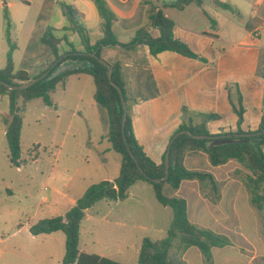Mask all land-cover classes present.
Instances as JSON below:
<instances>
[{"label":"rangeland","instance_id":"rangeland-1","mask_svg":"<svg viewBox=\"0 0 264 264\" xmlns=\"http://www.w3.org/2000/svg\"><path fill=\"white\" fill-rule=\"evenodd\" d=\"M53 1L0 0V61L4 60L5 48L8 47L3 17L5 6L10 21L11 42L20 45L22 38L31 37L23 63L36 64L44 61V52L51 55L49 49L40 43V34L43 31L40 28L51 14ZM224 1L230 2V0ZM203 3L205 7L218 9L214 6L213 0H203ZM58 5L60 6L61 3ZM62 10L65 13V9ZM59 13V10L55 11L51 17L52 22L56 21ZM221 13L227 18L232 17L233 22L240 25L237 22L241 18L237 14L233 13L234 15L230 16L226 12ZM195 24L200 26L199 22ZM148 28L153 36L154 33H151L153 29ZM221 30L223 31V24ZM209 32H212L211 28ZM56 34L59 35L60 32L57 31ZM75 37L73 36V42L77 44ZM229 40L228 42H234L232 36ZM224 45L230 53L225 55L221 53L219 58L214 57V66L204 72H198V69L191 67L186 71L177 69L174 71L175 80L169 85L159 78L157 87L139 86L141 81L150 80L148 73L142 67L135 66L134 69H130L131 72L126 73L142 96L153 90L163 94L157 113L151 116L152 126L157 127L166 115L170 116L171 121L174 118L178 121L177 115H180V118L185 119L182 122L189 120L196 123L205 122L207 129L211 131L216 127L221 130L231 127L234 114L225 100L226 87L231 86L230 96L233 101L236 99V87L241 96L243 94L245 96L243 105L245 124L256 127L260 117L262 91H264V78H262L264 48L260 50V63L253 74L242 65L232 64L230 57L235 56L237 48L229 44ZM21 51L20 48L16 52V61V55L19 57ZM117 51H120L119 48ZM130 53L126 54L127 60H131ZM99 58L108 64L113 62L111 58L103 59V53L99 54ZM227 61H230V64H227ZM83 77L86 79L84 83L70 85L72 96L65 99L63 108L59 107L61 98L58 89L50 94L52 106L44 105L40 98L32 99L25 104L20 132V160L23 162L19 167L9 164L5 137L0 140V239H2L0 251L3 250L0 254V264H59L58 256L63 250V245L51 237L46 238L48 240L44 244L43 235L34 240L27 230V225L35 220L58 214L61 208L71 206L67 199L60 198V194H56L54 196L56 198L53 199L51 186L66 194L67 198L75 200L89 185L106 177L114 179L118 175L120 157L106 140L105 111L94 101L92 78L89 75ZM210 77H215L216 81L222 83V95L215 103L210 102L207 96L210 94L216 96V89L210 87L203 89L198 83L203 80L208 81ZM191 85H194V88ZM188 87L190 92L187 91ZM70 100L76 102L77 106L69 107L67 102ZM213 112L219 114L220 118L206 120L205 117ZM185 166L188 169L210 170L220 176L231 175L239 178L236 171L239 166L234 161L227 162L217 170L208 164L205 156L189 154ZM128 191L130 196L126 197L127 199L121 201L102 199L87 209L79 225L78 248L81 251L123 264H137V255L128 248L130 243H126L130 237H133L129 235V231L133 235L142 234L152 240L165 236L168 229L167 219L171 217L172 210L157 202L147 182H138L133 188H128ZM171 191L173 192V189L165 184L163 193L170 196ZM43 197L49 198L48 204L54 200L59 201L50 208V210L55 209L54 212L49 213L45 210ZM241 211L243 214L238 217V231L250 238L255 234L248 225L253 215L247 211V208ZM256 213L259 227L255 239L264 242V218L259 211L256 210ZM257 249L261 250V247ZM14 252L17 257L12 255ZM226 252L237 264H264L262 256L251 260V251L248 248L237 254L232 250Z\"/></svg>","mask_w":264,"mask_h":264},{"label":"trees","instance_id":"trees-1","mask_svg":"<svg viewBox=\"0 0 264 264\" xmlns=\"http://www.w3.org/2000/svg\"><path fill=\"white\" fill-rule=\"evenodd\" d=\"M94 3L99 18L102 36L95 43L90 44L86 31L80 25L74 27L80 38L85 54H80L65 35L57 37L51 27H46L40 36V43L51 52L54 61L59 62L50 69L49 73L39 81L22 90H10L0 84V94L8 98V117L5 123V141L8 150V162L11 166L19 167L20 160V132L22 114L25 104L35 98H40L44 105L52 106L50 94L59 83H63L70 75H89L94 84L93 98L95 103L105 111L107 120L106 140L111 149L120 157L118 175L111 181L102 180L89 185L83 194L75 201L63 215L42 218L29 226V233L33 236L49 234L60 231L64 235V254L61 264H123L121 262L99 256L94 253L80 251L78 248L79 225L84 218L85 211L99 200L107 199L121 201L127 197L128 188L137 181L147 182L154 193L157 202L172 210V220L163 238L151 240L144 237L139 245L137 264H185L182 255L190 247H195L200 252L204 262L211 264V249L231 245V241L223 234L210 229L201 228L192 224L188 219L187 205L181 197H169L163 193L164 185L176 190L184 180H196L199 184L207 186L212 192L217 191V183L211 173L187 169L184 158L190 152L201 151L205 153L211 166L224 165L229 161L237 163L239 179L250 195L251 205L261 213L264 218V93H262L261 116L255 130L244 131L241 124L244 119L242 96L236 87V99L230 96L231 86H227V98L233 113L236 116V130L220 134H211L205 122L193 124L190 121L182 122L177 131L188 130L193 135L206 136V139H194L186 134L176 136L169 146L168 176L158 183L150 179H161L164 176V155L160 164L154 163L146 156L141 146L137 143L131 127L130 99L125 92V84L121 78L120 64H108L111 67V80L121 90L126 103L127 114L124 124V143L120 123L122 108L120 97L116 89L109 83L106 73L107 66L87 53L94 52L99 58V50L103 46H118L133 48L138 44L148 47L149 53L156 56L162 51H172L182 56L200 59L190 50L184 42L173 36V21L164 16L161 10L155 11L156 6L151 5L148 14V25L136 30L128 43H119L112 32V24L116 20L114 13L108 8L105 0H90ZM200 4L201 0H180L177 6L187 3ZM218 7L230 8L227 4L214 0ZM5 22V40L7 51L5 65L0 68V80L9 85H19L41 75L46 69L36 75H30L23 70H15L12 52L15 45L9 36L10 21L6 6L3 9ZM75 24V21H72ZM156 28L159 35L153 37L147 28ZM70 29L63 27V31ZM64 41L68 45L64 56L58 52V45ZM62 57V58H61ZM72 63L73 66L48 78L51 71L58 65ZM264 78V75H262ZM206 120H217L219 115L209 114ZM134 156L139 171L129 152Z\"/></svg>","mask_w":264,"mask_h":264},{"label":"crops","instance_id":"crops-1","mask_svg":"<svg viewBox=\"0 0 264 264\" xmlns=\"http://www.w3.org/2000/svg\"><path fill=\"white\" fill-rule=\"evenodd\" d=\"M105 1L108 8L114 13L116 17V20L112 24V32L119 43H128L134 36L136 30L148 25V14L150 6L155 5V11L161 10L164 16L170 18L173 21V36L187 44L191 51L205 60L202 61L199 58H188L172 51H162L156 56H152L149 53L148 47L143 44H138L133 48L103 46L99 50V54L103 53V59L111 58L113 61L111 64H120L121 78L125 84V92L127 93L126 95L131 101L129 112L131 117L132 132L137 143L141 146L146 156L149 157L150 160H152L154 163L160 164L167 149L170 138L182 124V121H184L185 119L180 118V115H177L178 121L175 118L173 119V121H171L170 116L166 115L157 127L152 126L150 124L151 116L154 113H157L160 102L163 98V94H159L156 90H153L146 96H142L136 90L134 84H132L133 82L130 81L126 73L131 72L130 69H134L135 66L142 67L143 70L148 73L147 76L148 78H150V80L148 79V82L141 81L139 83V86L157 87L159 78L162 80V82L169 85L170 82L175 80L174 71L177 69L186 71L187 68L191 67L193 69H198V72H204L211 66H214V57L219 58L221 53L223 55L230 53V51H228L224 45L229 44L233 48H237L235 56L233 58L230 57L232 64H235L236 66L242 65L248 71H251L253 74H255L256 69H258L260 63V50L264 48V0H230V2L218 0L219 2L227 4L230 7L227 9L216 6L214 0L213 4L218 9L205 7L203 0H201L200 4L190 2L181 7L177 6V3L180 0ZM53 2L54 3L52 6V10L50 12L51 14H49L50 16L47 17V22H45L42 28H40L43 29L40 36L42 35L46 27L49 26L52 28L54 35H56L57 37H62L63 35H65L67 41L71 43L78 52H83V48L78 33L76 32V30L71 29L72 26L76 27L80 25L81 27H83L86 31L90 44L95 43L101 38V20L92 1L54 0ZM58 3H61V5L59 6ZM62 8L65 9V13L63 12ZM56 10H59L60 13L56 21L52 22L51 17ZM219 10H221V12L230 14V16H233V13L237 14V16L241 18L237 22L240 25L234 23L232 17H225ZM73 20L75 21V24L72 22ZM197 22L200 23V26H196L195 23ZM222 24L223 31L221 30ZM63 27H69L70 29L63 31ZM210 28L212 29V32H209ZM151 29H153L151 31V33H154L153 37H157L159 35L158 30L156 28ZM147 30L150 34V29L147 28ZM57 31L60 32L59 35L56 34ZM73 36H76L75 38L78 42L77 44H74ZM231 36L233 37L234 42H228L230 41L229 37ZM30 40L31 37L22 38L20 45L17 43H13L15 45V49L12 52V60L15 70H23L30 75H36L44 69L47 70L50 65L54 63V59L52 54L50 55L44 52V61L36 64H28L27 62L23 63L24 54L30 46ZM20 48L22 49V51L19 57L18 55H16V61L15 54ZM118 48L120 51H117ZM67 49L68 45L64 41H61L58 45V52L62 55V57L64 56V53L65 51H67ZM6 51L7 47L5 48V54ZM127 52H131V60H127ZM218 52L219 54H217ZM227 64H230V61H227ZM4 65L5 58L4 60L0 61V68H2ZM85 75L86 74L70 75L65 79L63 83H59L56 85L54 91L57 89L60 90V108L64 107L65 99L72 96V87H70V85L76 86V83H84L86 79H83V76ZM198 83L203 89H206L208 87L216 89V96H214L213 94L207 96L210 102L215 103V101L219 99V96L222 95V83L221 81H216L215 77H210L208 81L203 80L199 81ZM191 87L194 88V85H191ZM187 91H191L190 87H188ZM262 93H264V91H262ZM242 99V103L244 105V94L242 95ZM225 100L231 108L227 98V94L225 95ZM67 104L69 107L77 106L76 102H73L72 100L67 102ZM259 109L261 116V107ZM162 110L164 111L165 109ZM8 111V98L6 95L0 94V140L1 138H4V119L8 117ZM210 114L217 113L213 112ZM189 121L192 122V120ZM192 123L195 124L196 122ZM258 123L254 128L245 124L244 111V119L241 124L242 130H255L258 126ZM235 130L236 116L234 114L233 125L231 127L223 130H221L219 127H216L215 130H209V132L211 134H220L228 131L233 132ZM149 153L153 154L150 155ZM189 154H198L206 157L205 153L201 151L190 152L184 158V166L186 163V158ZM226 164L215 166L214 168L220 170V168H222ZM208 171L213 175L214 180L217 183L216 192H212L209 187L199 184L196 180H184L181 182L178 189L173 190V192H169V197L175 196L185 199L188 219L192 224L201 228L210 229L219 234H223L231 241V245L220 248L214 247L211 249V264H237L231 259L226 250H232L235 254H237L244 251V248H248L251 251V260H254L259 256L264 257V242L258 241L259 239H255L256 235H258V215L255 208L250 203V195L248 191L241 183L239 178L233 177L231 175L220 176L217 175V173H212L210 170H207L205 172ZM102 180L111 181L113 179L106 177ZM138 182L142 181L135 182L129 187V189L133 188ZM51 190L53 193V199L56 198L54 197L56 194H60V198L67 199L71 206L74 205L75 200L77 199L76 198L74 200L72 198H67L66 194L61 193L55 186H51ZM127 194V197H129L130 193L128 190ZM131 195H133L132 192ZM48 200V197L42 198V202L43 204H45L44 208L46 211H49V213L54 212L55 209L52 208L50 210V208L59 203V201L54 200L51 202V204H48ZM69 208L63 207L58 210L60 211L58 214L49 217L63 215ZM246 208L247 211L253 215L248 221V225L252 228L255 234L251 235L250 238H247L243 233L238 231V217L243 214L241 210H245ZM86 212L87 210L85 211V214ZM37 220H35L31 224L35 223ZM167 220V227H169V224L172 220V215ZM31 224L27 225V230L28 234L34 240L37 238H41L43 235V238H45L43 239L44 244L47 243L48 239L46 238L51 237L58 240V242L63 245V250L58 256L59 264H61V260L64 254V235H61L62 232L56 231L49 234H39L33 236L29 233V226ZM129 235L133 237H130L126 241V243H130L128 248H130V251L134 255L136 254L138 257L140 242L146 236H142V234L133 235L131 231H129ZM0 241H2V239H0ZM123 244L125 245V243ZM260 247L261 250H258L257 248ZM1 253H3V250L0 251V254ZM12 255L14 257H17V254L15 252L12 253ZM182 258L185 264H206L200 252L195 247L188 248L183 253Z\"/></svg>","mask_w":264,"mask_h":264},{"label":"water","instance_id":"water-1","mask_svg":"<svg viewBox=\"0 0 264 264\" xmlns=\"http://www.w3.org/2000/svg\"><path fill=\"white\" fill-rule=\"evenodd\" d=\"M79 53L80 54H85L84 52H79ZM87 54L90 55L91 57L96 58L100 63H102V64L107 66V73H106L107 79H108L109 83L116 89V91L118 92L119 97H120L121 108H122V117H121L120 129H121V133H122V137H123L124 143H125V145L127 147L126 140H125V135H124V124H125V119H126V114H127V108H126V103L124 102V99H123V96H122V92H121L120 88L115 83H113L112 80H111V67L109 65H107V63L105 61H103L102 59L98 58L95 55L94 52L87 53ZM58 62H59V59L54 61V63H52V65H50V67L46 71H44L41 75H39L38 77H35V78H33V79H31V80H29L27 82H23V83H21L19 85L13 86V85H9V84H7V83H5V82L0 80V84L3 85L4 87L10 89V90H22V89H25V88L29 87L30 85L34 84L35 82L39 81L40 79L44 78L49 73L50 69L53 68ZM72 66H73L72 63L60 64L53 71H51V73L48 76V78H52V77L58 75L59 73L70 69ZM181 133L186 134L189 137H192L194 139L210 138V137H206V136L193 135L188 130H180V131L175 132L172 135V137L170 138L169 143L167 145V149H166L165 154H164V176L161 179H150V181H152L154 183H158L161 180H165L167 178V176H168V167H169V161H168L169 160V146H170L172 140L176 136L181 134ZM128 152H129V155H130L131 159L136 164L138 170L142 171L140 169V167L138 166V164L136 163V160H135L134 156L130 153L129 150H128Z\"/></svg>","mask_w":264,"mask_h":264}]
</instances>
